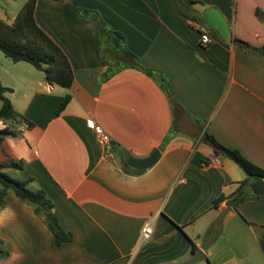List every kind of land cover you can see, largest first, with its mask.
Segmentation results:
<instances>
[{
	"label": "crops",
	"instance_id": "obj_1",
	"mask_svg": "<svg viewBox=\"0 0 264 264\" xmlns=\"http://www.w3.org/2000/svg\"><path fill=\"white\" fill-rule=\"evenodd\" d=\"M75 1L121 32L127 48L164 81L135 66L105 76L96 27L79 20ZM75 1L34 6L36 23L70 63L69 87L31 79L29 69L18 74L22 61L0 58L7 75L0 85L9 88L3 94L21 120L16 126L31 123L19 136H4L0 161L24 162L10 175L33 178L29 185L44 190L71 239L57 244L33 207L8 193L0 206L8 255L0 264H183L192 244L204 257L191 264H264V195L252 192L235 208L226 198L213 206L246 174L202 142L206 132L264 169V22L255 14L264 0H192L219 9L230 29L226 39L182 0ZM183 116L197 135L180 128ZM6 126L0 119V130ZM154 149L160 157L151 167L122 169L125 157L127 163ZM214 157L219 164L206 165Z\"/></svg>",
	"mask_w": 264,
	"mask_h": 264
},
{
	"label": "trees",
	"instance_id": "obj_2",
	"mask_svg": "<svg viewBox=\"0 0 264 264\" xmlns=\"http://www.w3.org/2000/svg\"><path fill=\"white\" fill-rule=\"evenodd\" d=\"M35 1L27 0L11 22L0 18V51L13 62H28L37 69L42 70L45 80L49 84L69 87L73 80L70 63L60 47L36 23L34 18ZM182 2L188 5L193 3L192 0H182ZM75 4L79 20L90 21L96 27L98 37L97 53L103 54L102 56L100 55V58L102 59V63L106 65L105 76L123 67L135 66L147 75L157 77L162 82L164 81V77L160 73L145 67L140 62L139 58L127 48L124 35L109 27L96 10L82 8L76 1ZM255 14L258 19L264 22V10L256 8ZM234 40L246 48H253L245 41L236 38ZM110 58L116 63L113 70L109 68V64H112ZM162 85L165 86V84ZM8 90V87L0 85V119L7 123V126L0 130V144L5 135L15 137L20 134L16 125L21 120L18 119V113L13 109L10 100L3 94ZM69 99V95L63 96L58 107V112L63 109ZM27 124L28 127L31 126L30 122H27ZM203 137L209 138L217 147L223 150L222 153H219L214 149L216 155H222L231 159L246 174V177L238 182L237 188L231 194L228 196L220 194L213 200V206H216L221 200L226 198L228 205L235 208L239 201L253 192L250 187L253 181L264 180V169L245 158L237 149L222 145L212 135L204 132ZM121 166L122 169L130 168L126 163V157L122 160ZM23 167L24 162L22 160L10 159L0 161V206L5 204L6 194H14L18 199L30 204L35 213L44 219L45 223L52 230L57 244L69 241L71 234L64 230L57 222L53 212L54 205L44 190L30 187L29 184L33 181L32 177L19 179L11 176L6 171L8 169H22ZM135 170L140 171L139 169ZM49 213L54 217V224L46 217ZM191 249L193 253L196 247L192 244ZM7 255L8 252L2 247L0 241V257Z\"/></svg>",
	"mask_w": 264,
	"mask_h": 264
},
{
	"label": "water",
	"instance_id": "obj_3",
	"mask_svg": "<svg viewBox=\"0 0 264 264\" xmlns=\"http://www.w3.org/2000/svg\"><path fill=\"white\" fill-rule=\"evenodd\" d=\"M192 7L203 14L206 24L211 27L215 28L219 34V36L223 39H226L229 35L230 29L227 20L222 15L217 7H206L202 1H196L192 3ZM263 52V49H261ZM185 116V115H184ZM184 116L180 118L178 124L180 128L189 135H197L198 134V127L194 125H188ZM202 142L206 145L212 147L213 149L217 150L219 153H222L223 150L217 147L209 138L203 137ZM160 157V150L154 149L150 154L145 157H133L130 156L127 159V164L130 167L137 168V169H145L149 168L156 163V161ZM250 187L254 194L257 195H264V181L259 179L255 180L250 184ZM222 217V214L220 215ZM47 219L51 223H55L54 217L52 214H47ZM204 257V253L200 249H196L192 256L186 260L183 264H191L199 259Z\"/></svg>",
	"mask_w": 264,
	"mask_h": 264
},
{
	"label": "rangeland",
	"instance_id": "obj_4",
	"mask_svg": "<svg viewBox=\"0 0 264 264\" xmlns=\"http://www.w3.org/2000/svg\"><path fill=\"white\" fill-rule=\"evenodd\" d=\"M27 0H0V18L5 20V21H10L12 16L15 15L19 9L22 7V5L26 2ZM0 58L3 59L6 63H12L9 58L5 57L4 54L0 51ZM19 70L17 73L19 74H27V69L29 71H33L34 76L31 77L37 79L38 77H44V72L40 69H37L34 67L32 64L28 62H20L19 64ZM7 75L4 73V70L0 68V77L5 78ZM30 78V77H29ZM10 169L6 170L9 174L11 173L9 171ZM30 187H32L30 185ZM65 230V229H64ZM201 264H209L207 260L204 262H200Z\"/></svg>",
	"mask_w": 264,
	"mask_h": 264
},
{
	"label": "built area",
	"instance_id": "obj_5",
	"mask_svg": "<svg viewBox=\"0 0 264 264\" xmlns=\"http://www.w3.org/2000/svg\"><path fill=\"white\" fill-rule=\"evenodd\" d=\"M200 41L202 44H207L210 42V38L208 36V34L205 32L204 29L200 30ZM94 131L96 132V134L98 135V137L100 138V140H102L105 143L109 142V137L108 135L105 133V131L102 129V127L98 126V125H94L92 122L89 123ZM28 127V124L26 122H22L18 127L17 130L19 132L24 131V129H26ZM219 159L217 157H214L208 161H206V165H214V164H219ZM143 236L146 237L149 234V228L146 226L143 228Z\"/></svg>",
	"mask_w": 264,
	"mask_h": 264
}]
</instances>
